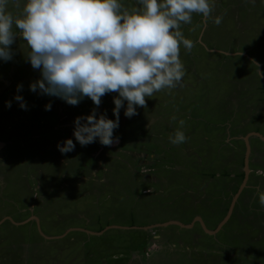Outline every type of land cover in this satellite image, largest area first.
Listing matches in <instances>:
<instances>
[{
  "label": "rangeland",
  "instance_id": "rangeland-1",
  "mask_svg": "<svg viewBox=\"0 0 264 264\" xmlns=\"http://www.w3.org/2000/svg\"><path fill=\"white\" fill-rule=\"evenodd\" d=\"M26 2L9 0L8 11L22 18ZM119 2L130 13L139 6ZM209 3L206 24L194 13L181 25L193 48L180 46V84L147 97L132 118L122 108L112 146L75 141L74 120L91 114L90 99L71 106L29 90L41 74L13 26V58L0 60V264H264L256 135L242 184L243 138H264V0ZM116 95L102 97L98 115L115 120ZM177 130L187 140L173 145ZM67 139L76 147L62 154ZM173 221L185 227L152 226Z\"/></svg>",
  "mask_w": 264,
  "mask_h": 264
},
{
  "label": "clouds",
  "instance_id": "clouds-1",
  "mask_svg": "<svg viewBox=\"0 0 264 264\" xmlns=\"http://www.w3.org/2000/svg\"><path fill=\"white\" fill-rule=\"evenodd\" d=\"M14 2L19 7V0ZM137 3L139 6L130 13L119 0H27L22 18H15L8 11L9 0H0V60L13 58L15 26L30 49L27 62L41 74L29 85L31 92L57 97L71 106H78L85 98L95 105L91 114L74 120L73 135L81 147L97 139L102 146L118 143L114 131L119 127L122 108L124 116L132 118L138 114L137 107L146 108L147 97L180 84L185 75L180 46L183 44L189 52L193 48V42L184 38L181 25L190 24L194 13L201 14L206 24L214 8L209 0ZM221 21L222 17H215L213 22L219 25ZM22 88V84L17 85V92ZM112 93L118 94L113 97L115 120L97 114L102 97ZM14 99L27 110L22 96ZM6 106L10 108L11 101ZM45 110H51V103L45 105ZM183 124L180 121L181 127ZM255 134L244 136H248V145ZM186 140L179 130L170 136L173 145ZM75 147L72 139L57 145L62 154ZM248 155L242 182L245 171V182L249 174ZM258 196L264 206V192Z\"/></svg>",
  "mask_w": 264,
  "mask_h": 264
},
{
  "label": "water",
  "instance_id": "water-1",
  "mask_svg": "<svg viewBox=\"0 0 264 264\" xmlns=\"http://www.w3.org/2000/svg\"><path fill=\"white\" fill-rule=\"evenodd\" d=\"M256 136H258V137H260V135L259 134H255ZM260 138H262V137H260ZM263 139V138H262ZM244 141H245V143H246V157H245V169H246V166H247V155H248V149H249V145H248V136H246L245 138H244ZM246 171H247V169H246ZM245 171V177H244V180H243V183L242 184H244V182L246 181V174H247V172ZM244 185H241V188H240V190L242 189V187H243ZM236 195H238V194H236ZM227 220V216L225 217V219L223 220V222L222 223H224L225 221ZM170 224H173V225H179L180 227H185V225H182V224H180V223H178V222H167V223H165L164 225H170ZM204 228V230L206 231V232H211V233H213V232H215V231H210V230H207L205 227H203Z\"/></svg>",
  "mask_w": 264,
  "mask_h": 264
},
{
  "label": "crops",
  "instance_id": "crops-1",
  "mask_svg": "<svg viewBox=\"0 0 264 264\" xmlns=\"http://www.w3.org/2000/svg\"><path fill=\"white\" fill-rule=\"evenodd\" d=\"M163 227H164V226H163ZM74 231H75V230H74ZM74 231H73V232H74ZM96 234H97V233H96Z\"/></svg>",
  "mask_w": 264,
  "mask_h": 264
},
{
  "label": "trees",
  "instance_id": "trees-1",
  "mask_svg": "<svg viewBox=\"0 0 264 264\" xmlns=\"http://www.w3.org/2000/svg\"><path fill=\"white\" fill-rule=\"evenodd\" d=\"M242 177H243V174H242Z\"/></svg>",
  "mask_w": 264,
  "mask_h": 264
}]
</instances>
